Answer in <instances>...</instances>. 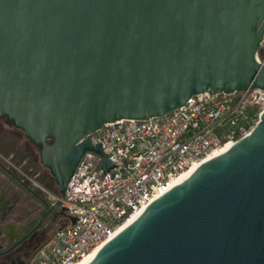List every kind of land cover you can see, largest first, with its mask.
Instances as JSON below:
<instances>
[{"label": "water", "instance_id": "95a60500", "mask_svg": "<svg viewBox=\"0 0 264 264\" xmlns=\"http://www.w3.org/2000/svg\"><path fill=\"white\" fill-rule=\"evenodd\" d=\"M263 39L264 0H0V119L65 195L86 153L114 168L90 138L104 125L264 91ZM87 264H264V114Z\"/></svg>", "mask_w": 264, "mask_h": 264}, {"label": "built area", "instance_id": "2783aa9c", "mask_svg": "<svg viewBox=\"0 0 264 264\" xmlns=\"http://www.w3.org/2000/svg\"><path fill=\"white\" fill-rule=\"evenodd\" d=\"M257 62L264 65V39ZM264 114V91L193 96L172 113L146 121L118 120L90 136L100 144L114 168L103 169V158L86 153L65 195L29 179L52 208L66 210L76 222L61 227L43 246L34 264H78L106 245L119 227L177 185L193 165L214 151L248 136Z\"/></svg>", "mask_w": 264, "mask_h": 264}, {"label": "flooded vegetation", "instance_id": "af4514ba", "mask_svg": "<svg viewBox=\"0 0 264 264\" xmlns=\"http://www.w3.org/2000/svg\"><path fill=\"white\" fill-rule=\"evenodd\" d=\"M0 120H6L7 124L13 125L7 118ZM3 144L4 142L0 145V264H29L41 243L48 238V229L45 230L44 224L46 213L38 215L37 212L42 207L36 206L37 202L44 206L50 205L46 196H42L32 187L29 179L36 178L39 174L40 179L47 172H37L42 166L39 147H36L39 151L37 154L34 148L26 145L25 151L32 157L29 159L30 157L20 156L16 149L13 152L6 151ZM49 180L50 187L56 185L51 174ZM25 193L31 209L27 213H21L20 202L24 200L22 195ZM5 230L14 232L12 242H9V237L2 238Z\"/></svg>", "mask_w": 264, "mask_h": 264}, {"label": "rangeland", "instance_id": "374dc122", "mask_svg": "<svg viewBox=\"0 0 264 264\" xmlns=\"http://www.w3.org/2000/svg\"><path fill=\"white\" fill-rule=\"evenodd\" d=\"M3 142L4 144L2 147L5 148L6 151L13 152V149H16L21 154L20 156L30 157L29 159L32 158L30 153H27L25 151L27 144H29L32 148H34L36 150V153L39 154L38 149L35 146H33V144L30 141L27 140L24 133L16 129L15 126L7 124L6 120H0V145H2ZM43 170H45V172L47 173H46V176L41 177L39 179V183L43 185L45 188L50 189L51 191L52 190L54 191L57 186L56 185L53 187L49 186L50 172L44 169L43 166L38 168L37 172L38 171L42 172ZM35 190L39 194L44 196L40 190L38 189H35ZM22 196H23L22 199L24 198V200L20 202L21 213H27L31 209L30 206L28 205L29 199L27 197V193H25V195L23 194ZM36 206L42 207V210L37 212L38 215L41 216L42 214L46 213L44 224L46 225L45 230L48 229L47 230L48 238L41 243V245L39 246V249L37 250V253L35 254V257L29 264L35 263L39 250L43 246L49 245L53 241V238L57 230H59L61 227L69 226L71 223L69 219V215L67 213L62 214L61 211H58L57 209L52 208L50 205L44 206L43 204L39 202H37Z\"/></svg>", "mask_w": 264, "mask_h": 264}, {"label": "bare ground", "instance_id": "6f19581e", "mask_svg": "<svg viewBox=\"0 0 264 264\" xmlns=\"http://www.w3.org/2000/svg\"><path fill=\"white\" fill-rule=\"evenodd\" d=\"M233 146L232 144H228L216 151H214L211 155H209L206 159H204L202 162L197 163L195 165H193L188 171H186L175 183L178 184L180 181H182L184 178H186L190 173H192L196 168H198L201 164H203L205 161H207L208 159L212 158L213 156L217 155L218 153L226 150L227 148ZM145 210H141L139 212H137L136 214H134L131 218H129L127 221H125V223H123L119 229H118V233L121 232L124 228H126L127 226H129L142 212H144ZM105 245H102L100 247H98L97 249H95L94 251H92L88 256H86L80 263L78 264H87L89 261H91L94 257H96V255L98 254V252L104 247Z\"/></svg>", "mask_w": 264, "mask_h": 264}, {"label": "trees", "instance_id": "16d2710c", "mask_svg": "<svg viewBox=\"0 0 264 264\" xmlns=\"http://www.w3.org/2000/svg\"><path fill=\"white\" fill-rule=\"evenodd\" d=\"M32 143V142H31ZM33 144V143H32ZM33 146H35L34 144H33ZM36 147V146H35ZM55 192H58V189H57V187H56V189L54 190Z\"/></svg>", "mask_w": 264, "mask_h": 264}]
</instances>
